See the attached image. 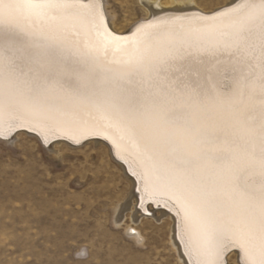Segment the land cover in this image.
<instances>
[{
  "label": "snow or ice",
  "instance_id": "obj_1",
  "mask_svg": "<svg viewBox=\"0 0 264 264\" xmlns=\"http://www.w3.org/2000/svg\"><path fill=\"white\" fill-rule=\"evenodd\" d=\"M21 130L110 141L137 207L174 214L180 264H264V0L126 34L99 0H0V141Z\"/></svg>",
  "mask_w": 264,
  "mask_h": 264
},
{
  "label": "rangeland",
  "instance_id": "obj_2",
  "mask_svg": "<svg viewBox=\"0 0 264 264\" xmlns=\"http://www.w3.org/2000/svg\"><path fill=\"white\" fill-rule=\"evenodd\" d=\"M105 1L126 29L151 0ZM192 1L211 9L225 0ZM48 148L26 137L0 146V264H179L170 222L156 211L133 216L127 181L102 145Z\"/></svg>",
  "mask_w": 264,
  "mask_h": 264
},
{
  "label": "bare ground",
  "instance_id": "obj_3",
  "mask_svg": "<svg viewBox=\"0 0 264 264\" xmlns=\"http://www.w3.org/2000/svg\"><path fill=\"white\" fill-rule=\"evenodd\" d=\"M99 2L102 3V5H103V10H104L105 16H106V18H107V20L109 22V26H110L111 30L114 31L117 34H126V33L130 32L133 29L134 25H136L138 22L151 19V18H153L154 14H159L161 12H166L169 9H172L174 7H177V6H180V7H185V6H187V7H195L199 12L207 14V13L214 12L217 9H220L222 7L227 6L231 2V0H225L223 3L216 5V6H214L211 9L210 8L199 7V6L195 5V2H193L192 0H166L164 2H161L159 0H151L150 2H145V3L141 4L142 10H144V12H145L144 17L141 18V19L135 20L133 23L129 24L126 27V29H121V28L117 27V25L115 23V18L113 16V14L109 11L108 7H107V2L105 0H99ZM25 131L21 130L20 132H18L15 135V137H14L15 143H16L17 139H19L21 137H26L27 139H30V140L34 141L36 143L37 147L39 149H41V150H45L48 147L51 148V146H53L54 148H58V149L61 148V147L73 148L74 149L76 147L81 146V145H79L80 143L76 144V143H73L72 141H69V140H65L66 142L53 141L52 144H50L48 146H44L41 143L39 136H37L35 133L34 134H29V133H27ZM98 138L103 139L102 137H98ZM60 140H64V139H60ZM103 140L105 141V143H101L99 141H92V142L95 145H102V147H104V149H105L107 155L109 156V158L111 159V161L114 163V165L124 175V177H125V179L127 181V184H128V196H129V199L131 200V203H132V209L130 208V210L133 211V216L135 215L138 218L139 217H146V216L148 217V216H150L151 214L147 215L143 210H141L139 208H136L137 207V203H136L135 200L132 199V196L134 195V192L131 191V189H133V186H134V183H135V178L131 175V172L129 170L128 164L125 163L120 158V156L118 155L116 149L113 147V145H112V143L110 141L105 140V139H103ZM68 142L70 144H75L77 146L76 147H72ZM0 146L1 147H8V146H4V142L3 141H0ZM53 150H57V149H53ZM135 195H138V194H135ZM129 205H130V203L126 202L125 204L122 205V209L128 208ZM153 211L157 212L156 216L159 215V217H161L162 219H166V220H168L170 222V224H171L170 227H172V229H171V232H169L171 234V236L170 237L168 236L169 237V244H170L171 249H172L171 251H173V254L176 257V260L180 264V256L178 254V249L176 247V243L177 242H174V239H173L174 214L172 212H169L168 209H166L164 207L157 208L155 206H151V212H153ZM129 230L131 231V229H129ZM135 238L137 239V235H136ZM229 261H230V264H236V257L234 255L230 256L229 257Z\"/></svg>",
  "mask_w": 264,
  "mask_h": 264
},
{
  "label": "water",
  "instance_id": "obj_4",
  "mask_svg": "<svg viewBox=\"0 0 264 264\" xmlns=\"http://www.w3.org/2000/svg\"><path fill=\"white\" fill-rule=\"evenodd\" d=\"M23 131H25V130H23ZM25 132H27V133H29V134H34V133H31V132H28V131H25ZM56 141H63V142H66L65 140H56ZM92 142V141H99V142H101V143H105V141L103 140V139H101V138H98V137H91V138H89V139H87V140H85V141H83L82 143H80L79 145H83L84 143H86V142ZM69 143V142H68ZM70 144V143H69ZM72 147H76L77 145H75V144H70ZM138 208V207H137ZM148 215V214H147Z\"/></svg>",
  "mask_w": 264,
  "mask_h": 264
}]
</instances>
